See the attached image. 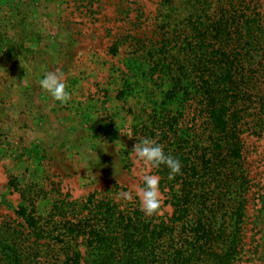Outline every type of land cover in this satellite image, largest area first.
Masks as SVG:
<instances>
[{
  "label": "trees",
  "instance_id": "1",
  "mask_svg": "<svg viewBox=\"0 0 264 264\" xmlns=\"http://www.w3.org/2000/svg\"><path fill=\"white\" fill-rule=\"evenodd\" d=\"M258 9L255 0H163L157 41L138 40L125 59L117 98L134 97L135 85L144 83L132 136L156 140L181 163L173 180L166 166L154 169L165 196L158 215L145 216L136 197L118 200L116 189L49 198L42 178H14L18 221L0 224V264H243L252 255L263 261L264 195L251 223L259 237L246 241L252 184L243 138L264 132Z\"/></svg>",
  "mask_w": 264,
  "mask_h": 264
},
{
  "label": "rangeland",
  "instance_id": "2",
  "mask_svg": "<svg viewBox=\"0 0 264 264\" xmlns=\"http://www.w3.org/2000/svg\"><path fill=\"white\" fill-rule=\"evenodd\" d=\"M162 3L0 0V224L18 221L14 209L21 197L11 188L14 178L22 184L42 178L49 198L61 192L84 199L94 192L142 186V165L131 153L138 141L131 131L144 101L138 98L143 79L135 85L137 95L126 101L117 97L127 72L125 59L139 46L135 43L158 39ZM255 3L264 20V0ZM117 42L121 46L113 54ZM57 68L72 95L67 104L39 85L45 72ZM131 71L138 68L133 65ZM243 138L252 184L246 230L250 242L259 237L251 223L264 195V132ZM245 259L243 264H264L255 255Z\"/></svg>",
  "mask_w": 264,
  "mask_h": 264
},
{
  "label": "clouds",
  "instance_id": "3",
  "mask_svg": "<svg viewBox=\"0 0 264 264\" xmlns=\"http://www.w3.org/2000/svg\"><path fill=\"white\" fill-rule=\"evenodd\" d=\"M39 85L61 104H67L72 99L71 93L67 90L64 73L58 68L55 71L45 72L43 78L39 80ZM131 153L134 162L142 165L140 175L142 186L134 185L129 191L119 192L118 200L131 202L135 193L139 199L140 210L145 216L158 215L162 206L160 177L150 173L153 169H159L161 165H164L169 169L168 179L173 180L177 175H182L181 163L172 155L165 154L163 146L151 138H142L134 145Z\"/></svg>",
  "mask_w": 264,
  "mask_h": 264
}]
</instances>
